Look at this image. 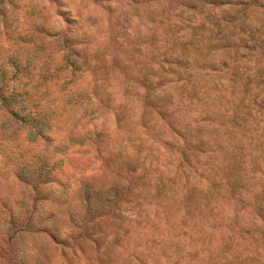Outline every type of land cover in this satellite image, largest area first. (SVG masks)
I'll list each match as a JSON object with an SVG mask.
<instances>
[{"label":"rangeland","instance_id":"rangeland-1","mask_svg":"<svg viewBox=\"0 0 264 264\" xmlns=\"http://www.w3.org/2000/svg\"><path fill=\"white\" fill-rule=\"evenodd\" d=\"M0 264H264V0H0Z\"/></svg>","mask_w":264,"mask_h":264},{"label":"trees","instance_id":"trees-1","mask_svg":"<svg viewBox=\"0 0 264 264\" xmlns=\"http://www.w3.org/2000/svg\"><path fill=\"white\" fill-rule=\"evenodd\" d=\"M7 90V89H6ZM4 96V94H2V97ZM12 99V97H11ZM8 102V99L4 98L3 97V100L8 104V105H11L12 101ZM44 125L45 123H42L40 124V131H42V129H44ZM43 169H45L43 167ZM18 170H19V178L23 181V180H26V181H29L30 178H37V167L35 169H31V167H28V166H25V165H21L20 167H18ZM46 171V170H45ZM44 173V172H43ZM42 172L40 173L41 175L43 174ZM47 177L51 176L52 177V172L51 171H48L47 170ZM245 187V186H243Z\"/></svg>","mask_w":264,"mask_h":264}]
</instances>
